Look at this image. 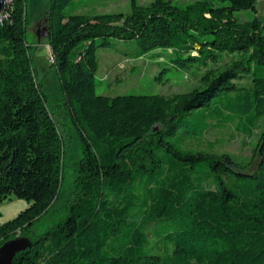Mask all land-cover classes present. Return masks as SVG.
<instances>
[{
  "label": "trees",
  "instance_id": "trees-1",
  "mask_svg": "<svg viewBox=\"0 0 264 264\" xmlns=\"http://www.w3.org/2000/svg\"><path fill=\"white\" fill-rule=\"evenodd\" d=\"M131 0L129 13L76 14L79 0H51L48 42L83 156L64 216L32 228L62 200L65 140L37 79L27 0H9L0 25V203L29 206L0 223V246L26 236L12 264H264V24L236 11L259 0ZM135 41L165 50L176 68L212 66L189 92L98 94V49ZM159 79V76H157ZM250 78V87L236 81ZM234 127L258 140L251 157L201 143Z\"/></svg>",
  "mask_w": 264,
  "mask_h": 264
},
{
  "label": "rangeland",
  "instance_id": "rangeland-1",
  "mask_svg": "<svg viewBox=\"0 0 264 264\" xmlns=\"http://www.w3.org/2000/svg\"><path fill=\"white\" fill-rule=\"evenodd\" d=\"M80 4L76 14L101 13H129L131 0H79ZM146 5L151 0H138ZM179 5L196 2L198 0H173ZM220 6L228 5L227 1L216 0ZM51 0H27L28 30L27 39L32 46L36 74L38 81L47 94L48 105L54 108V113L65 140V160L67 181L62 192L61 202L54 209L39 220L32 228L31 236L35 237L48 228L54 226L60 217L64 216L63 207L68 203L71 194V182L75 175V164L83 156L82 140L79 129L67 106L62 107L61 80L57 67L49 59L52 53L47 36L39 37L48 25ZM240 21H248L258 17L264 24V0H259L254 10L235 12ZM99 69L97 72V93L107 96L125 94H165L189 92L197 85L200 75L212 66L224 67L238 58V54H224L218 64L210 63L206 66H193L191 68H176L170 62L171 56L163 49H156L150 53L141 54L135 41L112 39L108 48L98 49ZM159 76V79L157 78ZM240 87H250V78L236 81ZM257 134L249 138L237 132L234 127L214 128L206 132L201 143L188 142L194 147L208 149L213 144V150L218 153H231L242 157H251L257 143ZM26 199L9 195L0 203V223L16 217L19 212L29 206Z\"/></svg>",
  "mask_w": 264,
  "mask_h": 264
},
{
  "label": "water",
  "instance_id": "water-1",
  "mask_svg": "<svg viewBox=\"0 0 264 264\" xmlns=\"http://www.w3.org/2000/svg\"><path fill=\"white\" fill-rule=\"evenodd\" d=\"M9 0H0V13L7 10ZM48 36V30L45 28L39 34V37ZM32 246V241L26 236H19L8 240L0 246V264H12L14 257L21 251Z\"/></svg>",
  "mask_w": 264,
  "mask_h": 264
},
{
  "label": "clouds",
  "instance_id": "clouds-1",
  "mask_svg": "<svg viewBox=\"0 0 264 264\" xmlns=\"http://www.w3.org/2000/svg\"><path fill=\"white\" fill-rule=\"evenodd\" d=\"M7 2L8 0H5V3ZM5 20H9V13L8 12L0 13V25H2ZM9 23H11L10 20ZM48 47H50V45Z\"/></svg>",
  "mask_w": 264,
  "mask_h": 264
},
{
  "label": "built area",
  "instance_id": "built-area-1",
  "mask_svg": "<svg viewBox=\"0 0 264 264\" xmlns=\"http://www.w3.org/2000/svg\"><path fill=\"white\" fill-rule=\"evenodd\" d=\"M3 13H4V12H3ZM49 59L51 60V62L54 61V57H53V54H52V53L49 55Z\"/></svg>",
  "mask_w": 264,
  "mask_h": 264
}]
</instances>
